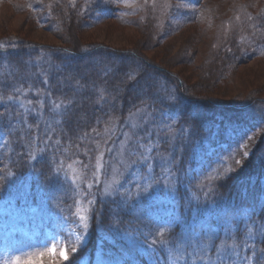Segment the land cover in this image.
Instances as JSON below:
<instances>
[{
  "label": "rangeland",
  "instance_id": "obj_1",
  "mask_svg": "<svg viewBox=\"0 0 264 264\" xmlns=\"http://www.w3.org/2000/svg\"><path fill=\"white\" fill-rule=\"evenodd\" d=\"M32 1L0 0V51L52 45L55 55L42 47L27 59L22 54L0 55V66H12L11 61L18 59L16 64L28 61L53 69L64 50L72 54L97 51L95 57L74 63L78 69H70L65 73L68 75L57 73L56 68L48 70V80L72 90L74 99L46 94L38 97L39 105L33 104L36 112L16 116L11 127L8 118L4 121V126L19 125L26 132L34 118L44 122L40 131L45 133L48 128L58 134L53 144L40 147L26 175L14 171L0 174V264H190L178 260L174 251L170 260L168 245L157 243L152 254L146 250V242L159 240L161 228L165 229V241L174 238L171 229L178 231L177 237L204 230L215 235L219 246L226 237L227 242L237 237L235 232L245 223L244 214L253 219L247 221V227L256 241H243L255 249L264 248V239L259 236L264 217L253 214L258 213V207L264 212V205L255 201L257 197L264 199V187L252 196L248 193L252 181L240 179V173L250 172L251 159L264 161V0H109L106 5L101 0H74L75 7L73 0H37L41 8L31 10ZM51 2L65 12L58 16ZM45 16L53 28L41 21ZM142 62L161 69L157 74L148 67L142 81L147 87L154 86L153 99L139 102L138 96L132 97L124 116L115 105L110 111L115 117L91 109L79 113L81 102L89 97L102 100L110 96L107 103L122 95V101L128 102V92L124 93L128 87L130 96L137 95L139 91L127 81L142 70ZM109 70L114 73L110 78L106 76ZM11 71L18 76L15 69ZM169 74L182 92L196 98L189 100L195 103L187 105L184 118L175 117L178 100L168 101L170 80L162 83V77ZM87 75L91 76L83 80ZM96 81L106 86H95ZM85 88L89 95H82ZM210 101L227 104L223 111L228 115L212 112L208 116V110L197 104L214 105ZM56 104L69 107L57 109ZM19 112L0 108V113ZM96 114L101 120H93L91 125ZM77 133L83 138V152L76 150L73 141L74 136L79 139ZM96 142L105 155L104 167L94 177ZM85 153L87 158L88 153L94 155V160L82 168L79 163ZM149 166L151 172L147 171ZM226 170L232 171L229 184L239 188L224 195L219 185L225 182ZM52 175L59 176L63 191L69 190V200L60 185L48 191ZM210 175L217 178L209 182ZM85 176L86 191H73ZM35 179L39 184L34 188ZM8 180L18 185L15 191L6 184ZM148 184L153 186L148 188ZM131 186L134 191L128 190ZM70 190L74 197L68 205ZM12 192L23 197L14 198ZM89 199L95 204L85 231L74 213L77 201L88 207ZM234 219L238 223H233ZM166 221H173L171 227L164 224ZM76 233L83 236L79 242ZM72 247L77 252L73 253ZM245 254L240 251L241 257ZM235 264L246 262L237 259Z\"/></svg>",
  "mask_w": 264,
  "mask_h": 264
},
{
  "label": "trees",
  "instance_id": "obj_2",
  "mask_svg": "<svg viewBox=\"0 0 264 264\" xmlns=\"http://www.w3.org/2000/svg\"><path fill=\"white\" fill-rule=\"evenodd\" d=\"M27 1L30 2L31 0H27ZM53 2H51L53 4L52 8H53V10H56L54 13H56L58 16H61L63 14V12H65V9H61V5H55ZM203 6H204V3L201 4L202 8H203ZM38 7L41 8L40 5H38L37 0L31 2V10H35ZM41 21L44 23L45 22L49 23L50 24L49 27L53 28V24L51 22L47 21L46 16H45L44 20H41ZM257 45H258L257 47H260V43H258ZM36 46H37L36 48L33 45H29V46L23 45V46H18V47L16 46L15 48L10 49L9 51L4 49L3 52L0 51V55H19L20 56L22 54L23 58L27 59V56L35 53L34 50H36V52H37L42 47V45H36ZM42 48H45L42 50H45L47 53L51 52V53H54V55H55L56 51H54V47L52 45H48V46L42 47ZM60 50H63V49H60ZM96 51H97V49H95V50L94 49H89V50L86 49L85 51H78L75 54L69 53L66 50H64V52H66V53L61 51V52H63V55L61 58H59L58 63L54 64L53 69L49 68L48 65L39 67L33 63H28V61L26 63L23 61V62L16 64V60H18V59H14L13 61H11L12 66H9V67L0 66V82H2V83H0V94H2L6 99V97L8 95H17V93L14 92V89L19 88V89H21V92L24 93V95L21 98L22 99L29 98L30 100L33 101L34 105L35 104L39 105L40 101H39L38 97L44 98V95H46V94L65 95V97L70 96L73 93L72 90L69 91V90H66V88L56 86V83L52 81V78H49V80H48V76H47V74L49 73L48 70L50 69L49 71L53 72L54 68H56L57 73L62 72L61 74L64 75L65 73H69L70 69L71 70H73L74 68L78 69L76 66H74V63H82L84 61V59L87 57H95L94 52H96ZM104 53H105V51L103 52V54ZM71 64H72V67H70ZM145 64L148 66H146ZM148 67H151L153 70L156 69V73L160 74L161 69L157 68L156 66H154L150 63H147V62L143 63L142 62V70L138 71V73L136 74L135 77H130L127 81V83H130V84H132V86H134L133 87L134 91H139L137 95L134 94L133 96H130V95H132L131 88L128 87L127 91L124 90V93L128 92V94H129V95L125 94L126 96H129L128 102L122 101V99H121L122 95H121V98H118L115 101H112V102L110 101L107 103H106V100L110 99V96H109V98L102 99V100H94V99H91L92 97H89L90 99H88V100L86 99V100L81 102L80 107H78L79 113L82 111L85 112V110L91 109L92 112H94V113L98 112L100 115H103V112L105 111V112H107V116L115 117L114 116L115 114L110 113L111 110L112 111L115 110V107H114V105H115V106H118L119 112L122 111L121 113H119L120 116H124L128 112L127 111L128 106H129V103H130L132 97L135 98L136 96H138L139 102H142L145 100L149 101L150 99H153L154 97H152L151 95H152V93H154V90H155L154 86L152 87V85H150L149 87H147L146 85L142 84V81H143L145 75L148 74L147 73L149 71ZM11 68L16 70V73H18V76L15 77L13 74H11L12 73ZM109 72H110V70L106 72V76L108 75V77L110 78L114 73H111V72L109 73ZM65 75H68V74H65ZM90 76L91 75L84 76L85 79L83 78V80L89 79ZM113 78H115V76ZM45 79L48 80L47 83H44ZM171 79H172V77L170 74L165 76V77H162V83L165 81H167V83H168V81L170 80L169 81L170 82V89H167L166 92L170 91V94H168V95H171V97H175V99H177L179 102V107L175 111L176 112L175 117L176 118H184V116H186L187 105H189V104L191 105V104L195 103V102L189 103L190 102L189 100L191 99L193 101V99H196V98H193V96L190 97L189 96L190 94L187 95L186 93L182 92L181 88L177 87L175 81H173ZM95 86H106V84H103L101 81H96ZM173 89L176 90L175 94H173V92H172ZM103 91H107L106 88H104ZM37 93H39V95H37ZM87 94L89 95V91L87 88H85L82 95H87ZM159 94H161V93L159 92ZM161 96H162V94H161ZM70 98L74 99L73 96H70ZM123 98L125 100H128L127 97H123ZM164 99H166V98H164ZM170 100L171 99H168V101H170ZM198 100H200V99L198 98ZM210 103H214V101H210ZM75 104H76V102L73 103V100H72V105L74 106ZM197 104L201 108L208 110V116H210V113L212 114V112H213V114L218 113L222 116L228 115V113H227L228 111H223V109L228 107L227 104L217 103V102H215L214 105H209V106L204 102H199ZM132 106L136 107L137 103L135 102ZM0 108H1V110H4L5 112H7V111L8 112H10V111L18 112L19 111V108L15 103H8L7 102V105L5 104L4 106H2ZM100 110L102 111V114H101ZM204 116L208 117L206 115H204ZM30 117H32V115L29 116V118ZM175 117L173 116V118H175ZM119 119H121V118H119ZM32 120H33L32 121L33 125L30 126V129L26 132H22L19 129V125H17V126L13 125L12 128H9L8 126L3 125V127L0 128V174L4 175L6 172H12V171H14L16 174L18 172L25 174L26 170L30 169V166H28V165L31 164V159H34L36 154H37V156L40 154V152H41L40 147L44 144L49 145L50 143H52V144L54 143V140L57 137L55 134H58V132L54 129H48L47 128V131L44 133V131H40V128H39V127H42V124H44V122L41 120L36 122V119H34V118H32ZM93 120H95V122H97L98 120H101V118H99L97 114L95 116H93V118L89 122L91 125H94ZM15 124H17V123L15 122ZM79 125L81 127H84V125H81V124H79ZM88 125L89 124H86L87 128H88ZM55 126H57V124H55ZM75 137L76 136L73 137V141L76 144V150L78 152H83V149H84L83 138H81L78 133H77V137L79 139H76ZM260 151H261V148L259 149V152ZM86 155H87L86 153L83 154V156L81 157V162L79 163L82 168L89 165L94 160V155H90L88 153L89 158H87ZM40 160H42V159H39L38 161H40ZM250 163H251V165L249 167H247V169L250 172H246V173L245 172L244 173L239 172L240 173V179L241 180H246V179L251 180L252 182L250 184V188L248 190V193L251 194L252 196H257L259 190L264 187V161L257 160L254 157L253 160L251 159V162H249V164ZM221 168H223V167H221ZM225 173L227 174L225 182L220 183L219 189L222 192L224 191V193H223L224 195H227L230 193L232 188L238 189L239 185L236 184L235 186H233V185L229 184L228 180H229V177H231L232 171L229 172L228 170H226ZM232 175H234V174H232ZM24 176L21 175L20 177H24ZM235 176L237 177V175H235ZM82 179H83V181H81L76 186V189H73V191H77V190H80L82 192H83V190L86 191V184H87L86 183V176L83 177ZM38 180L35 179L33 181V187L34 188L36 187V185L39 184ZM40 182H41V180H40ZM226 183H227V187H226ZM6 184L13 191H15L18 188V185L15 182H11L10 180H8L6 182ZM58 185H60V187H58V188L62 189L61 193L66 195V201L69 200L68 194H67L69 192V190L66 188L67 193L65 191H63L64 188L62 187L63 184H62L61 180L55 186H58ZM47 186H49L48 191L50 192V190L53 188V186L50 184ZM128 190L134 191V187L131 186ZM12 193L14 194L13 197L18 198L19 200L23 197L22 194H15L14 192H12ZM70 196H72V198H70V202L69 203L66 202V204H68V205H70V203L74 197L71 190H70ZM29 197L32 199H36V196L33 198L30 195H28V198ZM255 201H256V204L258 202H260L262 205H264V199H261V198L259 199V197H257L255 199ZM261 211L262 210H259V207H258V213L254 212L253 214L258 216V217L259 216L264 217V212H261ZM179 216L180 215H177L176 217H179ZM171 217L176 218L174 216H171ZM109 219H110V216H108L106 218V222H108ZM141 220H144V219H142V215H141ZM252 220L253 219L251 218V221ZM262 226H264V225H262ZM247 228H251V227L241 226L237 230V232H235V233H237V237L236 238L234 237V238L238 239V240H236V242L242 241L245 244V242L243 240L245 239V237L247 235ZM171 232L173 233L174 238L171 240L166 238V240H168V241H173V240H176V238H177V236L175 234L178 231L171 229ZM254 240L256 241V239H254Z\"/></svg>",
  "mask_w": 264,
  "mask_h": 264
},
{
  "label": "snow or ice",
  "instance_id": "obj_3",
  "mask_svg": "<svg viewBox=\"0 0 264 264\" xmlns=\"http://www.w3.org/2000/svg\"><path fill=\"white\" fill-rule=\"evenodd\" d=\"M109 0H101L102 4H107ZM187 7V5H183ZM31 7V5H29ZM73 7H75V3L73 0ZM194 7V6H193ZM49 12H51V6H49ZM0 47H3V45H0ZM2 83V82H0ZM44 83H47V79L44 80ZM14 92L17 93V95H8L6 97V101L8 103H15L18 108L20 109L19 113H0V128L3 127L4 121L6 118L9 119V127H11V119L15 118L16 116H21L25 111L29 112H36V108L33 106L32 100H25L21 97L24 95V93L21 92V89L16 88L14 89ZM39 95V93H37ZM169 99H175V97H169ZM5 103V97L0 94V106H4ZM42 103V102H41ZM61 107L67 108L69 105H62V104H56V108L60 109ZM40 114V113H37ZM264 131V130H262ZM246 135V133H245ZM251 139V137L249 138ZM140 147H143L144 145H139ZM246 147V146H243ZM95 149L97 151V155L95 157L96 163H95V171L93 172V176L95 177L97 173H99L104 165H103V158L105 155L104 150L101 148V144L99 142H96ZM110 151V150H109ZM147 151L151 152L153 149H148ZM243 155H247V152H244ZM145 164H147V158H144ZM235 163H240L239 161H235ZM223 165H221L222 167ZM87 167V166H85ZM231 170L230 168L228 169ZM148 172H151V166L147 169ZM217 175H219V169L214 170ZM8 175H11L9 172ZM216 176L210 175L207 179L209 182L216 179ZM59 183V176L58 175H52L49 178V184L55 187ZM73 183H75V179L73 180ZM153 183H158L153 181ZM153 184H148L147 187L151 188ZM92 184H88V188H91ZM139 187V185H138ZM146 190V189H145ZM76 210L74 215L78 217V220L80 222V225L83 230L87 231L89 229V212L92 211L91 206L95 204V200L89 199L88 200V207H81L79 201L76 202ZM264 208V206H262ZM239 215V214H234ZM67 219V218H65ZM244 227H247V221L251 220V216L244 214ZM157 224L160 222L157 221ZM173 221H166L164 224H166L168 227H171ZM233 223H238L235 219L233 220ZM255 223V222H253ZM164 228H161L157 232V236L160 237L159 240L153 239L151 242H146V250L150 251L152 254H155L157 251L155 245L157 243L161 245H168L167 252L169 255V259L171 260L173 251L176 254V258L178 260H188L190 261V264H235V261L237 259L241 260L242 262H246V264H264V248L255 249L254 245H249L245 243L242 247L240 244L236 242L235 238H232L230 242L229 238H225L224 243H220L219 246L216 245V239L215 235L211 234L210 232H205L204 230H201L199 234L193 235L192 233H188L187 235H181L176 238V240L173 241H165L163 239L164 236ZM259 236L264 239V228H261L259 232ZM211 239V243H205L206 239ZM255 234L253 233L251 228H247V235L245 237V240H254ZM75 239L77 242L81 241L83 239V236L79 233L75 234ZM191 250L190 252L188 250ZM213 249H215L214 252V258H213ZM245 251V255L243 257L240 256V251ZM71 251L73 253L77 252L76 247H72ZM247 252H251L252 255H247ZM41 256L44 255V253H40ZM63 258L65 260L68 259L67 255H64V253H61Z\"/></svg>",
  "mask_w": 264,
  "mask_h": 264
},
{
  "label": "bare ground",
  "instance_id": "obj_4",
  "mask_svg": "<svg viewBox=\"0 0 264 264\" xmlns=\"http://www.w3.org/2000/svg\"><path fill=\"white\" fill-rule=\"evenodd\" d=\"M189 96H190V95H189ZM190 97H192V96H190ZM205 101H208V102H209V100H207V99H206ZM204 103H205V102H204Z\"/></svg>",
  "mask_w": 264,
  "mask_h": 264
}]
</instances>
